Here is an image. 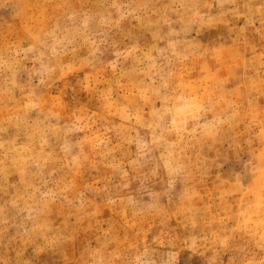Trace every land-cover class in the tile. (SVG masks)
<instances>
[{"label": "rangeland", "instance_id": "374dc122", "mask_svg": "<svg viewBox=\"0 0 264 264\" xmlns=\"http://www.w3.org/2000/svg\"><path fill=\"white\" fill-rule=\"evenodd\" d=\"M0 264H264V0H0Z\"/></svg>", "mask_w": 264, "mask_h": 264}]
</instances>
